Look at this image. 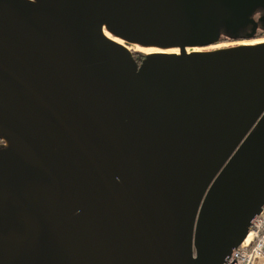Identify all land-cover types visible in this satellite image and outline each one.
<instances>
[{"label":"water","instance_id":"obj_1","mask_svg":"<svg viewBox=\"0 0 264 264\" xmlns=\"http://www.w3.org/2000/svg\"><path fill=\"white\" fill-rule=\"evenodd\" d=\"M35 1L0 0V264H222L264 207V45L185 48L264 0Z\"/></svg>","mask_w":264,"mask_h":264},{"label":"built area","instance_id":"obj_2","mask_svg":"<svg viewBox=\"0 0 264 264\" xmlns=\"http://www.w3.org/2000/svg\"><path fill=\"white\" fill-rule=\"evenodd\" d=\"M222 264H264V207L252 220L247 235Z\"/></svg>","mask_w":264,"mask_h":264},{"label":"bare ground","instance_id":"obj_3","mask_svg":"<svg viewBox=\"0 0 264 264\" xmlns=\"http://www.w3.org/2000/svg\"><path fill=\"white\" fill-rule=\"evenodd\" d=\"M28 3H35V1L33 0H22ZM99 35L105 39L108 43L113 44V45H120L123 49V51H127L128 47L123 43L122 38L118 37V36H114L113 38H111V33L110 31L105 27V25H103L100 29H99ZM125 43H127L128 45H130V48H133L135 50L138 51H143L149 54V56H155V55H179L180 51L179 48H174V47H170V48H160V47H156V46H151V45H145V46H140L135 42H128L125 41ZM237 47L240 48H256V47H260L262 45H264V38H255L252 40H241L239 42H237ZM185 52L186 53H195V54H201V53H207V51H202L200 50L197 46H187L185 48ZM7 145H11L14 146V144L9 141V140H5Z\"/></svg>","mask_w":264,"mask_h":264},{"label":"rangeland","instance_id":"obj_4","mask_svg":"<svg viewBox=\"0 0 264 264\" xmlns=\"http://www.w3.org/2000/svg\"><path fill=\"white\" fill-rule=\"evenodd\" d=\"M33 1H35V0H33ZM35 3H37L36 1H35ZM114 37V35L113 34H111V38H113ZM255 38H264V34L263 35H260V36H257V37H255ZM254 38V39H255ZM241 40H252V39H241ZM241 40H238V41H220V40H216V41H214V42H212L211 44H208V45H205V46H197L200 50H202V51H217V50H221V49H229V48H233V47H236V46H238L237 45V42H239V41H241ZM123 43L128 47V50L124 53L125 54V57L126 58H128L129 60H131L132 62H133V64H134V66H135V68L136 69H138L139 68V66H140V63H136L135 61H134V59H133V56H132V52L133 51H138V50H135V49H133V48H130V45H128L127 43H125L124 42V40H123ZM141 53H144L146 56L147 55H149L148 53H146V52H143V51H140ZM145 56V57H146ZM257 121V120H256ZM256 122H254L253 124H252V126H254V124H255ZM252 130V127L249 129V131H251ZM0 143H1V145H0V149H7V147H8V145L5 143V140H3L2 138H0ZM216 176V175H215ZM214 176V178L211 180V182L209 183V185H208V187H207V189H206V191H208V189L210 188V186L212 185V183H213V181L215 180V177ZM203 200V199H202Z\"/></svg>","mask_w":264,"mask_h":264},{"label":"flooded vegetation","instance_id":"obj_5","mask_svg":"<svg viewBox=\"0 0 264 264\" xmlns=\"http://www.w3.org/2000/svg\"><path fill=\"white\" fill-rule=\"evenodd\" d=\"M262 16H264V9L259 8V10H256L252 14V18L256 21L257 25L253 27L252 25L248 24V25L239 27L237 28V30H234V32L236 31L235 34L242 35L243 38H249L250 34H253L256 37L258 35H261L262 33H264V24L260 22L258 19Z\"/></svg>","mask_w":264,"mask_h":264},{"label":"trees","instance_id":"obj_6","mask_svg":"<svg viewBox=\"0 0 264 264\" xmlns=\"http://www.w3.org/2000/svg\"><path fill=\"white\" fill-rule=\"evenodd\" d=\"M218 33V40L220 41H238L244 39L242 35L235 34L236 32H234L232 29L226 28L225 26L220 27ZM263 34L264 33H262L261 35ZM132 56L136 63H141V61L145 58L146 55L144 53H141L140 51H133Z\"/></svg>","mask_w":264,"mask_h":264}]
</instances>
